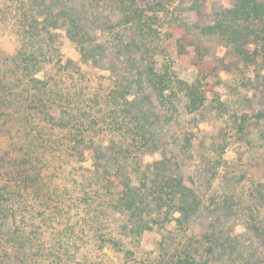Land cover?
Here are the masks:
<instances>
[{
	"label": "trees",
	"instance_id": "16d2710c",
	"mask_svg": "<svg viewBox=\"0 0 264 264\" xmlns=\"http://www.w3.org/2000/svg\"><path fill=\"white\" fill-rule=\"evenodd\" d=\"M201 1L180 3L189 20L170 0H0V264L263 262L264 170L214 183L228 137L203 112L224 66L203 39L258 73L264 0L208 20Z\"/></svg>",
	"mask_w": 264,
	"mask_h": 264
},
{
	"label": "rangeland",
	"instance_id": "374dc122",
	"mask_svg": "<svg viewBox=\"0 0 264 264\" xmlns=\"http://www.w3.org/2000/svg\"><path fill=\"white\" fill-rule=\"evenodd\" d=\"M185 1L187 0H170L165 8L170 11L178 7L185 18L193 20L194 12L180 5ZM233 2L234 0H202L200 12L205 14V19L208 20L213 11L229 7ZM203 40L208 48V59H214L224 66L218 76L220 80L218 100L211 102L203 112L204 120L207 122V124L204 123L206 126L204 130L209 134H219V137H228L226 149L221 154L222 159L220 163H217L220 165L217 166L214 183L218 182L222 175L232 178L235 173L243 170L250 174L262 173L264 170V119H262L261 126L254 127V124H251L249 131L244 135L234 130L236 129V118L239 116L248 115L252 118L251 115L256 110L264 112V73H262L264 66L256 73L250 66L245 67L241 62H237L226 42L220 37L207 36ZM62 46L64 52H67L72 50L74 43L64 38ZM0 47L11 49L13 47L12 36L0 34ZM170 138L168 135L163 139L170 144ZM6 145L7 135L0 134V150ZM190 163L198 181L204 182V178L210 176L209 171L202 167V164L194 161ZM239 225L235 226L236 231L242 232ZM153 242L154 235L142 238L143 249L152 250ZM246 244L251 246V243ZM260 264H264V260Z\"/></svg>",
	"mask_w": 264,
	"mask_h": 264
}]
</instances>
